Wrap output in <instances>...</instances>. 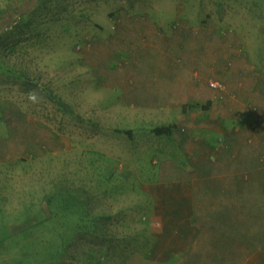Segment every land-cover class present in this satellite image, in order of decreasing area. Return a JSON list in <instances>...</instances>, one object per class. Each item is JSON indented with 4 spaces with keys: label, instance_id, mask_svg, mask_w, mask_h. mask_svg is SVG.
Segmentation results:
<instances>
[{
    "label": "rangeland",
    "instance_id": "rangeland-1",
    "mask_svg": "<svg viewBox=\"0 0 264 264\" xmlns=\"http://www.w3.org/2000/svg\"><path fill=\"white\" fill-rule=\"evenodd\" d=\"M132 8H141L144 15L139 17L160 20L169 33L184 27L178 15L191 19L193 13L208 12L209 17L195 16L196 22L206 21L205 28L210 33L215 26L209 21L218 24L220 38L228 42L236 34L237 41L242 40V53L253 51L256 65L264 67V0H0V264H174L177 259L184 264L191 262L183 253L161 263L153 247L154 233L159 230L154 223L160 203L156 191L160 183L170 179L160 177L157 170L169 168L168 164L161 166L164 158L181 165L185 157L179 148L166 144L171 154L164 156L159 150L164 146L162 140L170 143L172 139H162L154 130L173 123L178 116L185 115L189 122L203 116L208 106L218 103L217 92L210 89L209 80L222 81L227 93L233 94L225 78L205 77L201 83L203 93L198 100L191 101L197 108L187 110L184 106L177 113L138 110V104L145 100L155 106L164 99L154 96V90L144 93L140 88L122 101L118 89L113 92L106 89L108 86H101L98 72L106 66L127 74L132 70L142 74L154 68L143 69L140 55L114 49L109 42L114 50L110 54H114L111 64L102 63V54L96 53L99 63L78 62L77 67L87 78L83 100L99 107L116 103V109L123 108L122 112H113L119 119L96 123L103 113H92L88 103L79 110V119L73 99L69 103L58 96L62 90L58 82L64 79L61 69L67 66L62 62L69 60L66 57L85 55L98 39L110 40L116 23L104 14ZM179 53L178 48L175 54ZM243 57L247 59L246 55ZM70 76L75 78L73 73ZM245 77L244 73L243 80ZM76 83L77 88L82 87ZM252 102L247 104L250 115L260 124L264 107ZM18 115L29 120L22 123ZM130 129H145L147 133L133 141L123 135L124 130ZM66 134L69 137L64 140ZM212 141L215 142L214 137ZM177 169L169 168L175 171V178H180ZM197 184L196 191L210 182ZM72 188L78 191L69 197L64 190ZM53 195L54 212L61 210L65 205L62 203H86L95 218L92 228L76 230L69 238L65 235L63 250L55 248L62 240L59 221L39 222L52 218L47 200ZM75 195L77 200H72ZM227 196L230 198L231 193ZM246 211L250 215V210L244 208L243 216ZM226 215H234L230 207ZM34 222L39 223L30 226ZM245 227L249 224L244 221L238 231H230L221 245L229 250L251 251L261 256L264 264V235ZM61 230L63 234L65 228ZM227 232L224 228V239ZM199 262L203 263V259L198 258Z\"/></svg>",
    "mask_w": 264,
    "mask_h": 264
},
{
    "label": "crops",
    "instance_id": "crops-1",
    "mask_svg": "<svg viewBox=\"0 0 264 264\" xmlns=\"http://www.w3.org/2000/svg\"><path fill=\"white\" fill-rule=\"evenodd\" d=\"M205 13H193L191 19L178 15V20L184 23V27L172 33L164 30L163 23L158 19L153 21L139 17L144 15L141 8L105 13L111 22L116 23L115 34L108 41L96 40L93 48L84 52L85 55L73 59L66 57L73 61L62 62L67 66L61 69L64 79L58 82L62 89L58 96L69 103L73 99V107L79 119V110L85 103L92 107V113L102 111V117L96 119V123L119 119L113 112H122L123 108L116 109V103L99 107L83 100L82 91L87 85V78L83 76L82 69L77 67L78 62L83 65L99 63L96 61V53L102 54V63L111 64L114 54H110L114 50L109 42L114 49L140 55L143 69H150L151 66L154 68L142 74V71L136 70L127 74L116 68L111 71L106 66L98 72L101 86H108L106 89L113 92L118 89V96L122 101L134 91H140V88H143L144 93L146 90H154V96H162L164 99L163 102L158 100L155 106L145 100L138 104V110L177 113L179 108L198 100V96L203 93L201 83L206 76L224 77L235 98L230 93L226 101L208 106L203 116L190 122L185 115L182 118L178 116V120L173 122L179 124L174 133L161 136L162 139H172L170 143L162 140L164 146L159 150L164 156L171 154L165 147L166 144L179 148L185 157L181 165L167 158L160 163L161 166L168 164L169 168L177 167L176 173L180 178H175V171L173 173L167 167L157 170L160 177L170 179L166 182L161 180L163 183L157 187L160 203L156 206L157 220L154 223L159 230L154 233L153 247L156 249L157 260L161 263L172 258V255L187 253L191 259L189 264H263L261 256H255L251 251H241L240 248L229 250L221 243L224 244L228 239L230 231H238L244 221L249 224V227H245L247 230L264 235V119L257 124L247 106L249 101H253L258 107L260 104L264 107V67H260L259 63L256 65L253 51L242 53L239 46V41L242 40L237 41L236 34V38L234 35L232 42H228L220 38L218 24L209 21L215 26V31L210 33L206 31V21L196 22L198 19L195 16H210V13ZM133 15L136 16L131 17ZM99 22L102 29V19ZM178 48L180 53L176 55ZM153 51L160 54L154 55ZM245 55L246 60L243 57ZM152 56H156L155 60L151 59ZM145 58L148 60L145 61ZM72 73L75 78L70 76ZM244 73L246 77L243 80ZM142 80L145 82L143 85L140 83ZM76 82L82 87L77 88ZM261 114L264 115V112ZM19 118L22 123L29 120L26 116L18 115L17 119ZM64 118L70 120L69 116ZM183 128H187V131H183ZM131 130H128L129 133L135 136L137 133ZM127 132L123 135L127 134L129 137ZM68 137L66 134L64 140ZM220 137L223 138V146L218 149ZM183 164L191 167H184ZM207 180L210 185H200L196 191L197 183ZM228 192L231 193L230 198L227 196ZM228 207L234 213L231 217L226 215ZM244 208L250 210V215L246 211V216H243ZM224 228L228 229L225 239ZM237 256L240 258L237 259ZM198 258L203 259V263H197ZM174 264L184 262L177 259Z\"/></svg>",
    "mask_w": 264,
    "mask_h": 264
},
{
    "label": "trees",
    "instance_id": "trees-1",
    "mask_svg": "<svg viewBox=\"0 0 264 264\" xmlns=\"http://www.w3.org/2000/svg\"><path fill=\"white\" fill-rule=\"evenodd\" d=\"M186 106H187V110L188 109H192V108H197L194 105V103H192V102L189 103L188 105H185V108H186ZM167 124L165 123L162 126L156 127L155 130H154V132H156L155 134L161 135V136H164V135L169 136L170 134H173L175 128L177 127L176 124L175 123H170L168 126H167ZM124 131H125L124 133H126L128 130H124ZM131 131L137 133L134 136V135L130 134L131 132L130 133H129V131L127 132L128 134H130L129 137L128 136L127 137L130 140H133V141L135 139H139L140 135H141V139H142V134L144 135V133H147L145 129H143V130L132 129ZM131 138H133V139H131ZM69 189L68 190H66V189L64 190L67 193L69 192V194H68L69 197L71 196V194H76L77 191H78V190H76L74 188H72L71 190H69ZM70 191H72L74 193H70ZM62 193H64V192H62ZM55 198H56V196L53 195V196H50V198L47 200L48 203H49V212L51 214H53L52 218L45 219V218H47V217H45L44 221H39V222H44V223L46 222L47 224H49L48 221H50V220H55V221L58 220L59 221V223L61 224V226H58V228H59L58 232H60V234H61L59 239L62 238V240H61V244L58 245V246H55V248H59L60 247L63 250V247H64V245L66 243V241H65L66 236L69 238L76 230H83L84 228L90 229V228L93 227V225H94L93 224L94 223V220H93L94 215L90 213L89 208L85 205L86 203H84L83 206H79L78 204L73 203L72 201H71V203H62V204H65V205L61 206V210L60 211L58 210V211L54 212L53 205L55 204L54 203ZM71 199L72 200H74V199L77 200L76 195L74 197H71ZM66 210H67V212H66ZM60 218L63 219L62 223L60 221ZM37 219H39V218H37ZM39 222H36V223L34 222V223L30 224V226L36 227L38 225L37 223H39ZM24 228H25V225H24ZM64 228H65V231L62 234V232H61L62 230L61 229H64Z\"/></svg>",
    "mask_w": 264,
    "mask_h": 264
},
{
    "label": "built area",
    "instance_id": "built-area-1",
    "mask_svg": "<svg viewBox=\"0 0 264 264\" xmlns=\"http://www.w3.org/2000/svg\"><path fill=\"white\" fill-rule=\"evenodd\" d=\"M208 85L212 91L217 92L216 99L218 101L220 102L226 101L229 94L227 93V86L225 85V83L217 79H211L209 80ZM231 97L235 98L236 96L234 94H231ZM222 146H223V138H220L219 145L217 148L218 149L222 148Z\"/></svg>",
    "mask_w": 264,
    "mask_h": 264
},
{
    "label": "clouds",
    "instance_id": "clouds-1",
    "mask_svg": "<svg viewBox=\"0 0 264 264\" xmlns=\"http://www.w3.org/2000/svg\"><path fill=\"white\" fill-rule=\"evenodd\" d=\"M216 101H217V102H220V101H218L217 99H216ZM223 102H224V101H223ZM183 131L186 132V131H187V128H183ZM220 138H222V137H220ZM220 138H219V139H220Z\"/></svg>",
    "mask_w": 264,
    "mask_h": 264
}]
</instances>
